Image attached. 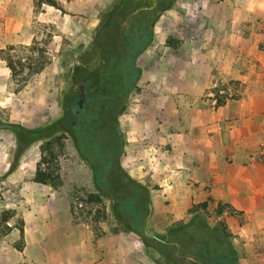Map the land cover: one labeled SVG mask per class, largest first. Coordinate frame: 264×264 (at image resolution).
I'll list each match as a JSON object with an SVG mask.
<instances>
[{"label":"rangeland","instance_id":"obj_1","mask_svg":"<svg viewBox=\"0 0 264 264\" xmlns=\"http://www.w3.org/2000/svg\"><path fill=\"white\" fill-rule=\"evenodd\" d=\"M53 1L55 5L49 0H0V32L5 30L6 17L23 16L24 21L22 34H0V207L15 212L9 222L11 230L5 235L0 234V264H21L20 257L8 255V249L21 245L19 235L14 238L12 230L18 233L23 222L21 213L38 192L33 177L37 167H45L39 165L43 155L48 158L47 167L56 176V186L52 188L67 193L76 221H90L97 227L99 221L116 219L110 198L86 201L90 194H97L91 171L79 158L71 137L63 128L52 140L55 142L53 148L47 152L42 150V141L18 151L14 128L16 124L27 128L45 126L61 117L66 98L78 100L79 93L73 89L77 84L74 68L82 66L89 76L98 75L103 59L95 39L97 27L111 6L119 3L126 6L132 0ZM81 17L86 18L87 26L79 24ZM94 17L96 23L91 26L88 23ZM170 20L172 23L167 24ZM156 23L155 45L149 46L148 52L138 59L141 69L138 90L128 95L124 112L137 105L158 106L161 100L155 94L165 85L174 89L184 85L183 90H187V82L183 81L188 80L195 66L193 63L198 60L200 80L194 85H209L205 70H210L209 78L214 83L205 90L211 91L209 100L214 101L216 108L229 100L238 103L245 82L242 79H217L215 69L223 70L231 62L234 65L243 52L242 57L258 58L256 69L264 73V0H189L180 8L173 7ZM163 23L169 28L166 33ZM178 29L179 34H175ZM182 43L194 44L195 48L180 49ZM105 44L109 46L110 40L107 39ZM8 63L16 67L14 74ZM40 64L41 69L30 72L31 65ZM153 91L156 93L149 97L147 93ZM179 99L172 96L167 99L168 104L174 105L176 101L179 104ZM187 100L190 99L183 100L184 105ZM192 101L188 102L190 106ZM119 118L120 115L118 121ZM54 152L55 155H49ZM250 156L249 161L253 159ZM13 165L15 168L12 169ZM148 196L149 226L146 229L149 234L171 236L178 230L182 235L192 230L189 228L199 216L208 227L225 226L239 264H264V194H258L255 202L247 204L245 209L211 201L205 211L194 214L188 212L190 207L184 209V203L181 204L184 207L174 209L168 198L160 193L153 194L152 200L149 193ZM219 203L222 210L217 214ZM28 219L30 215L26 214L24 220ZM117 223L120 226V222ZM145 246L149 247L145 250L146 264H193L188 258L169 260L152 246Z\"/></svg>","mask_w":264,"mask_h":264},{"label":"crops","instance_id":"obj_2","mask_svg":"<svg viewBox=\"0 0 264 264\" xmlns=\"http://www.w3.org/2000/svg\"><path fill=\"white\" fill-rule=\"evenodd\" d=\"M184 2L189 0H177L173 7L180 8ZM19 3L23 9L22 2ZM95 23L96 17L88 24ZM79 24L87 26L86 18L81 17ZM23 26V16L6 17L5 30L0 34L20 35ZM156 26L157 23L152 45L156 41ZM168 29L166 26L165 33ZM175 34H179V29ZM181 46L180 49L195 48L189 43ZM148 50L149 47L143 53ZM242 55L243 52L234 65L231 62L225 69L214 71L217 79L245 82L238 103L229 100L221 107L214 106V101L209 100L211 91L205 90L214 83L209 78L210 70H205L209 85H194L200 80L198 60L193 63L188 80L183 81L187 82V90H183L184 85L175 89L165 85L155 94L161 100L158 106L137 105L120 115L119 128L126 148L121 165L147 189L151 200L153 194L160 193L174 209L184 207L182 203L187 209L212 199L241 210L255 202L258 194H264V73L256 69L258 58ZM172 96L180 98L179 104H168L167 99ZM184 99H193L192 105L188 104L190 100L184 105ZM250 155L253 159L249 161ZM35 190L36 196L21 213L22 249H8V255L20 257L21 264H146L145 250L149 247L137 234L121 228L124 223L119 226L118 220L111 218L99 221L96 227L90 221H76L67 193L41 183H37ZM26 214L30 215L28 221L24 220ZM148 222L147 217L144 230ZM12 234L16 238L19 230H12Z\"/></svg>","mask_w":264,"mask_h":264},{"label":"trees","instance_id":"obj_3","mask_svg":"<svg viewBox=\"0 0 264 264\" xmlns=\"http://www.w3.org/2000/svg\"><path fill=\"white\" fill-rule=\"evenodd\" d=\"M176 1L155 0L152 9L140 10L129 18L132 11L152 5L153 0H132L126 6L119 3L105 11L95 36L103 59L98 75L89 76L82 66H76L73 71L75 83L82 84L85 89L82 107H78L76 99L68 97L64 101L61 117L45 126L27 128L16 124L14 135L17 150L42 141V150L47 152L53 148L55 142L52 140L63 128L71 137L79 158L91 171L97 194L87 196V202L100 201L101 197L110 198L116 219L124 223L123 229L137 234L145 245L152 246L169 260L188 258L193 264H239L225 226L208 227L199 216L189 228L192 230L182 235L178 230L171 236L146 235L144 221L149 216L148 191L132 179L121 165L125 139L119 128L118 116L124 113L128 95L138 90L141 69L137 62L153 43L156 21L161 14L171 10ZM49 2L55 5L53 0ZM107 39L111 42L109 46L105 44ZM7 66L14 74L16 67L10 63ZM31 66V73L42 68V64ZM49 155H55V152ZM40 161L39 165L45 167H37L33 181L55 187L56 176L47 167L48 158L43 155ZM210 201L212 199L193 204L188 212L205 211ZM221 210L219 203L216 213L219 214ZM14 216V210L0 207V234L5 235L11 230L9 222ZM22 226L18 228L19 250L23 245Z\"/></svg>","mask_w":264,"mask_h":264},{"label":"water","instance_id":"obj_4","mask_svg":"<svg viewBox=\"0 0 264 264\" xmlns=\"http://www.w3.org/2000/svg\"><path fill=\"white\" fill-rule=\"evenodd\" d=\"M155 6V0H153V3L152 5L148 6V7H140V8H137L135 9L134 11H132L130 13V15L127 17L129 18L130 16L132 15H135L136 13H138L140 10H144V9H152L153 7ZM73 89L74 90H77L78 91V100H77V105L79 108L82 107L83 105V102L85 100V89H84V86L82 84H76V85H73ZM145 234L148 235V236H152V237H155L154 235H151L148 233V231L145 229L144 230Z\"/></svg>","mask_w":264,"mask_h":264}]
</instances>
